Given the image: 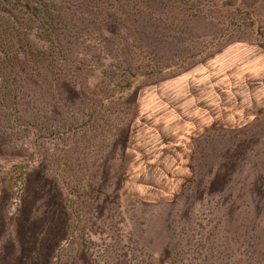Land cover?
Segmentation results:
<instances>
[{"label": "rangeland", "instance_id": "1", "mask_svg": "<svg viewBox=\"0 0 264 264\" xmlns=\"http://www.w3.org/2000/svg\"><path fill=\"white\" fill-rule=\"evenodd\" d=\"M105 4L74 92L43 70L25 114L0 111V264H264V107L246 92L263 65L232 58L264 55V0ZM1 5L40 46L46 12L77 0Z\"/></svg>", "mask_w": 264, "mask_h": 264}, {"label": "trees", "instance_id": "2", "mask_svg": "<svg viewBox=\"0 0 264 264\" xmlns=\"http://www.w3.org/2000/svg\"><path fill=\"white\" fill-rule=\"evenodd\" d=\"M107 2L108 0H77L76 9L69 18L62 11L55 16L48 10L41 19L42 22L45 20L42 26L37 28L40 30L38 37L42 43L36 46L30 41V21H26V25L20 21L14 23L9 16L10 12L1 5L0 0V111L13 108L16 112L21 109L20 114H25L26 109L23 107L29 104L25 100L27 90L34 93L37 89L41 90L43 70L53 69L57 80L55 89L58 86L65 88L68 93L74 92L71 71L81 65V53L78 54L75 47L81 46L88 51L98 48L101 41L106 40L105 29L98 41L90 35V29L92 25L104 21ZM65 43H68V48H64ZM87 51H84L83 56ZM66 100L73 103L69 96ZM36 101L34 99L33 103ZM0 141L1 148L11 143L5 144L2 139ZM16 144L14 142V146Z\"/></svg>", "mask_w": 264, "mask_h": 264}, {"label": "crops", "instance_id": "3", "mask_svg": "<svg viewBox=\"0 0 264 264\" xmlns=\"http://www.w3.org/2000/svg\"><path fill=\"white\" fill-rule=\"evenodd\" d=\"M250 54H252V55H250ZM263 54H264V51L262 52V55ZM259 55H261V51L259 49H257V46H252L248 49L247 57L246 56H239V54H236V55H232V58L235 59L234 63H236V65H238V64H240V65L250 64V63H252L251 59L254 60L253 64H262L263 65V68L255 67L254 71H250L251 72L250 74H252V75L248 74L247 79L251 78L253 83H251L247 86V89H246L247 91L246 90H244V91H246L249 96L253 95L255 97L254 100H257L258 102H259V99H261L263 107H264V55L263 56H259ZM237 89L239 90L238 86H237ZM248 101L250 103V101H251L250 97L248 98ZM235 111L236 112L239 111V107H238V109H235ZM237 115L239 116L240 114H237ZM231 120L235 121L233 114H232Z\"/></svg>", "mask_w": 264, "mask_h": 264}, {"label": "water", "instance_id": "4", "mask_svg": "<svg viewBox=\"0 0 264 264\" xmlns=\"http://www.w3.org/2000/svg\"><path fill=\"white\" fill-rule=\"evenodd\" d=\"M230 4L233 5V2H231Z\"/></svg>", "mask_w": 264, "mask_h": 264}]
</instances>
